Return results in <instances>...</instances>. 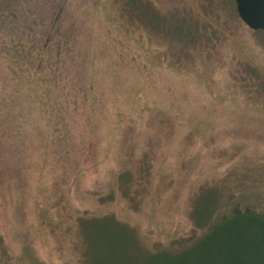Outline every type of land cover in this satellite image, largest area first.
<instances>
[{"label": "rangeland", "instance_id": "rangeland-1", "mask_svg": "<svg viewBox=\"0 0 264 264\" xmlns=\"http://www.w3.org/2000/svg\"><path fill=\"white\" fill-rule=\"evenodd\" d=\"M55 2L43 56H62L58 88L8 75L22 97L0 121V264H260L252 218L198 223L230 194L264 198V30L234 0H137L165 27L132 0ZM47 3L30 0L41 16L16 42L42 41Z\"/></svg>", "mask_w": 264, "mask_h": 264}, {"label": "trees", "instance_id": "trees-1", "mask_svg": "<svg viewBox=\"0 0 264 264\" xmlns=\"http://www.w3.org/2000/svg\"><path fill=\"white\" fill-rule=\"evenodd\" d=\"M131 5L130 13H136V15L139 13V17L142 15L145 18L148 17L149 22L154 26H158L159 24L163 25V27L166 26L164 22L163 24L157 23L155 21L156 17L151 18L149 14H147V10H141L137 0H132ZM62 9L63 6L61 4H56L55 0H48L46 6V13L49 15L48 24L38 31V38L42 37V41H40V39H33L28 46V44L22 41L16 42L12 35H15L14 30L16 27H23L27 22L35 27V25H37L36 21H38L41 16L38 14L39 11L36 7H31L30 0H0V50L4 51V54L10 62L7 63L5 71L0 70V121L12 119L14 115L18 116L14 109L19 102L18 98L22 97V91L15 90L16 85L13 81H9L10 78L8 75L15 81H21L22 78H27L26 73L30 71L29 81L32 84L37 86L39 85L38 83L42 81L45 88H58V83L61 80L59 74L61 73L62 56H58L57 53H55L54 56L43 55L48 52L51 45L49 43L51 32L54 30L57 31L58 21L60 19L59 16ZM169 28L171 30V24H169ZM173 31L172 34L176 36L180 42H185L184 40L187 39H195L193 31L185 29L184 23H182L180 19H174ZM7 37L9 38L6 39ZM17 40L19 41V39ZM55 45L56 52H58V48L61 44L57 42ZM83 57H85V61L88 63V56ZM22 66H25L26 69L24 74L17 72V68H22ZM14 76H16L17 79H15ZM12 83L13 85H10L11 89L9 90L8 84ZM77 83L81 90L86 89L87 82L84 72L82 76L77 79ZM16 84L18 85L19 83ZM45 88H41V91ZM85 98L86 95L84 96V99ZM253 197H255L253 200H249L244 198L242 194L228 195L226 205H223V203L221 205L219 203L218 205L217 203L215 208L210 212L207 217V224L202 221L200 222L201 216L195 217L197 222H200L198 225L201 226L202 229L213 230L212 222L216 220L221 221L224 225L229 227L232 225L233 227H239L237 224H242V219L250 217L254 220V227H258L261 230L259 231L263 232L264 235V198L255 194ZM195 228L190 229V235L188 237L172 240L170 243L172 245L176 244L175 246H178L179 249L189 246L199 235L196 231L197 228ZM0 252L7 259L11 258L1 236ZM262 255L263 257L260 264H264V251Z\"/></svg>", "mask_w": 264, "mask_h": 264}, {"label": "water", "instance_id": "water-1", "mask_svg": "<svg viewBox=\"0 0 264 264\" xmlns=\"http://www.w3.org/2000/svg\"><path fill=\"white\" fill-rule=\"evenodd\" d=\"M240 20L252 30H264V0H234Z\"/></svg>", "mask_w": 264, "mask_h": 264}]
</instances>
